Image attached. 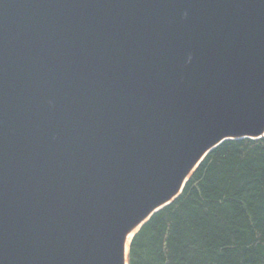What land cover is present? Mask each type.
<instances>
[{
	"label": "water",
	"instance_id": "water-1",
	"mask_svg": "<svg viewBox=\"0 0 264 264\" xmlns=\"http://www.w3.org/2000/svg\"><path fill=\"white\" fill-rule=\"evenodd\" d=\"M243 139H264V0H0V264H128Z\"/></svg>",
	"mask_w": 264,
	"mask_h": 264
},
{
	"label": "trees",
	"instance_id": "trees-1",
	"mask_svg": "<svg viewBox=\"0 0 264 264\" xmlns=\"http://www.w3.org/2000/svg\"><path fill=\"white\" fill-rule=\"evenodd\" d=\"M128 264H264V139L212 151L135 235Z\"/></svg>",
	"mask_w": 264,
	"mask_h": 264
},
{
	"label": "bare ground",
	"instance_id": "bare-ground-1",
	"mask_svg": "<svg viewBox=\"0 0 264 264\" xmlns=\"http://www.w3.org/2000/svg\"><path fill=\"white\" fill-rule=\"evenodd\" d=\"M135 232H136V231H133V232L130 234V236L128 237V239H127V242H126V249H127V250H128V248H129L130 241H131V239H132V237H133V235H134Z\"/></svg>",
	"mask_w": 264,
	"mask_h": 264
}]
</instances>
